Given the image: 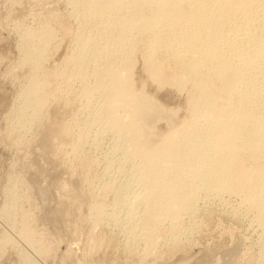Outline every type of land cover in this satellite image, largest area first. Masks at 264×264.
<instances>
[{
	"label": "rangeland",
	"instance_id": "1",
	"mask_svg": "<svg viewBox=\"0 0 264 264\" xmlns=\"http://www.w3.org/2000/svg\"><path fill=\"white\" fill-rule=\"evenodd\" d=\"M88 5L90 3L87 0H0V264H264V229L256 221V213L247 207L244 198L237 193L200 191L201 194H197L199 197L195 198L197 202L194 201L195 209L189 213H180V226L170 228V217L159 222L153 231L148 230V224L142 225L146 202L130 203L128 200L134 192L138 193L142 189L136 179L134 163L128 154L123 152L125 156L121 152V142L116 140L118 138L114 130L106 127L104 120L94 111L100 105V98L96 97L98 93L94 92V98L99 100L95 99L91 104L83 95L82 71L85 74L89 71L90 74L94 66L101 65V61L103 63L110 57L109 53L101 49L110 40L107 32L111 28H108L109 31L100 29L107 17L103 16L102 19L100 13H90ZM185 5L190 11L191 5L200 11L194 17L189 15L187 24L198 26L197 31L209 25L217 29L209 34H199L202 32L199 31L196 46L218 37L219 42L223 40L219 47L225 49L227 42L222 35L226 34H230V40L247 39L249 35L247 40L264 45V0L254 3L244 0H197L196 3L186 2ZM201 16L207 19H199ZM47 30L52 34L54 32L53 39L50 38L52 40L46 42L44 36L40 40L35 36L33 39L36 42L29 40V32L42 35L44 31L48 33ZM96 30H102L99 38L93 35L96 32L100 34ZM81 34H85V37L81 38ZM90 34L96 37L92 36L91 41L97 39L99 43H90L87 38ZM76 38L82 43L75 42ZM83 41L91 45L83 44ZM144 42L136 47L137 53L130 54V57L136 56L130 58V64L125 63L129 64V68L125 67L128 70L131 68L127 72L131 74L135 92L139 94L143 90L154 103L156 111L153 109V114H156L147 120L148 124L145 123L149 129L146 126V132L142 131L146 136L142 137L141 133V137L147 138L149 142L153 139L155 144L169 135L172 131L170 129L177 126L179 129L190 117L192 85L185 82L181 89L175 85L181 71L172 58H167L169 54L166 55L165 50L159 52L160 60L157 59L166 71L162 73L163 82L150 79L149 66L145 64L148 41ZM140 44H147L143 47L144 51ZM35 45L46 49L42 53L44 48L40 47L44 57L39 53L38 61L41 64L36 68L26 58L31 52L35 53L36 49L41 50L37 46L34 48ZM78 45L81 47L79 52L75 50ZM86 45L90 48H86ZM75 52L80 53L79 58L84 57L88 67L84 65L78 69L66 61L67 56ZM104 56H107L106 60ZM83 60L80 62L84 63ZM257 60L253 62V67L251 65L249 76L259 87L264 78L257 80L254 75L259 71V74L264 75V52ZM36 73L43 76L39 75L40 80L45 79L46 87L40 93L45 96L42 97L46 103L45 107H38V112L35 110L34 113V107L27 106V100L20 92L28 88L27 84H30ZM169 79L171 82L167 81ZM89 83L94 85L92 79ZM214 85L218 88L219 81H214ZM219 103L225 104L222 99ZM17 111L20 113L17 114ZM152 123H155L154 126ZM201 125L204 130L211 129L209 124ZM82 133L83 139L80 140ZM147 139L144 145L150 150L154 144H150ZM145 151L150 155L151 152ZM163 158L168 156L164 155ZM169 158L182 163L181 153H176L175 149ZM11 197L15 199L9 200ZM7 201L10 202L9 206L15 208L9 207ZM103 208L105 210L101 212ZM95 210H100L99 221L95 218ZM142 231L143 234L147 232L145 241L140 239Z\"/></svg>",
	"mask_w": 264,
	"mask_h": 264
},
{
	"label": "bare ground",
	"instance_id": "2",
	"mask_svg": "<svg viewBox=\"0 0 264 264\" xmlns=\"http://www.w3.org/2000/svg\"><path fill=\"white\" fill-rule=\"evenodd\" d=\"M87 1L90 3V5H88L87 7L89 8L90 13L95 11L96 15L97 13H100L101 18L103 16L107 17L104 19L105 21V23H103L104 26L102 25L100 29L105 31L108 30L109 27L111 28V31L108 30L109 32H107L108 38L111 40V42H109L110 40L107 38L109 40L108 44H105L106 45L105 47L101 46L103 52L106 51L107 53H109L110 57H108L107 59L106 58L107 56L106 57L104 56L105 60L106 59L107 60L104 61L103 63L99 59L101 61V65L94 66L93 67L94 70H92L90 74L88 73L89 71H87V74H85L86 73L85 71H84L85 73L82 71L83 75L81 74V81L82 83H84L83 95H85V97L87 98L88 103L91 104L95 101V99H97L94 98L95 97L94 92L98 93L96 97L98 96L100 100L97 99L96 101L99 100L98 102L100 105L98 106L97 109H94V111H96L98 117H100L101 120H104L106 127L110 129L112 128L114 130L118 138L116 140H119L121 142L120 145L122 148V149L120 148L122 150L121 152L128 154L127 156H129V158H131L134 163L135 166L134 168L136 173L134 172V170L133 172L135 173L138 184L141 185L142 189L138 193L134 192L132 197H130L128 200L130 201V203H133L134 201H136V203L138 201L146 202L147 207H145L146 209L144 208L143 211L144 213L142 216L143 217L142 225L146 226L148 224L149 225L148 230L153 231L154 228H156L159 225V222L164 221V219L170 217L168 218L171 220L170 224L172 223L170 228L177 227L179 225L178 222L180 221L179 219L180 213L181 212L189 213V211L192 212L195 209L194 208V204H196L194 203V201L196 200L195 198L199 197L197 195L198 192L200 193V191L206 190V193L207 191H213V192L215 191L217 193L218 191L219 192L225 191L227 193L231 192V194L237 193L241 195L242 198H244L247 207L252 209V211L256 213L257 215L256 221L264 229V81H261L258 87V85H255V83L252 82L254 80H251L250 78L251 76H249V73L251 72L250 69L251 65L253 67V62L257 60V58L260 55H262V53L264 52V45L259 44L260 43L259 40H258L259 42L258 44H256L257 42L255 43L253 41H250L251 39L247 40L249 35L247 39L244 38L243 40H230L231 37L230 34L225 33L227 36L229 35V37H227L226 35H222L224 36L223 38L226 39L227 42L225 43L227 44V47L224 45L225 49L219 47V43H222L223 40L219 42L218 37L215 39L214 38L210 39V41L208 40L207 43H202L203 45L201 46H196L198 44L196 37L198 36L199 31H202L199 32V34L202 33L209 34L217 31L214 25L206 26L204 29L197 31L198 26L193 27L192 25L187 24V22L189 21V15L191 17H194V14L196 15L200 14V11L195 10L194 5L190 6V8L192 9L190 11L189 8L186 7L185 3L187 2L188 4H192V3H196L197 0H87ZM203 1L204 0H201V2ZM244 1L248 3H254L257 0H244ZM98 9L100 11H98ZM198 18L207 19V18H203L202 16ZM98 19H100V17ZM40 30L41 32L43 31V29ZM102 30H96V31H100L98 32L100 34H96L97 32L95 34L93 33L92 34L97 35V37L101 36ZM26 33L27 32H25L24 34L26 35ZM43 33L42 35L39 34L36 35L29 32L28 33V35L30 34L29 40H31L32 42L33 41L36 42V39L35 40L33 39L35 36H38L39 40L40 37L44 36L43 39L46 42L53 39L52 35L54 34V32L52 34V32L49 30L48 33L45 32V35H43ZM92 34H90L91 35L90 37L87 36V38H89L90 43H93L94 45V42L96 41L97 43L98 41L97 39L93 40L94 42L91 41V37L93 36ZM251 34L253 35V33ZM84 35L85 34L83 35L81 34L82 37L81 36L80 37L83 38ZM24 38L27 39L26 36ZM144 40L148 41L147 47H145L147 44H144L145 46H141ZM77 41L79 43H82L76 38L75 42ZM146 41L144 43H146ZM39 43L37 44L39 45ZM86 43L84 42L83 44ZM96 43L95 46H97ZM139 43H141L140 46L142 48L145 47L146 51L148 52V54L146 55L144 54L146 56L144 57L146 58L145 61L146 66L147 64L149 66L150 79L152 78L153 80H156L158 82L159 81L163 82L162 79L164 78V74L162 73L164 72L166 73V71L161 64L162 62L161 63L158 62V60H160L158 58L159 57L158 55L159 52L161 53L162 50H165L166 55L169 54L167 58L168 57L169 59L172 58L173 61L175 62V65H177L176 67L179 68L181 71L180 74L177 76L178 81L177 84L175 85L180 89L182 88L181 86L184 85L185 82H189L192 85L191 89L193 96L190 98L192 113L190 117L186 119V122L182 124V126L179 129L178 126L170 129L172 130L171 132L169 131L170 134L166 135L163 139H161L160 142L157 141L155 143L156 146L154 144L155 141L152 142L153 139L150 140L151 142H149L148 139L146 138L150 144L153 143L155 146L152 147L151 145L150 150L147 147H145L144 143L146 142V139L144 138L142 139V137L146 136L145 128L148 127V125H146L147 127L145 126V123H147V120L156 114V113L153 114L154 111H156L154 109V103L151 101V98L148 95L147 96L145 95L143 90L140 91L139 94L135 92L131 74H129L130 72L129 73L127 72L131 68L128 70L125 67L130 64L129 63L130 60L132 61V59L130 58L131 57L134 58V56H136V55L134 56L131 55L130 57V54H134V52L137 53L136 50H138V48L136 49V47H138ZM26 44H28V42ZM113 44L116 46H114ZM75 45H77V43ZM88 45L91 44L88 43ZM88 45H86V48ZM26 46L29 47L28 45ZM36 46L37 45L33 47L35 48ZM40 47L38 48L41 49ZM77 47L75 49L76 51H78V49L81 48L79 47V45ZM42 48H44V46ZM88 48L90 47L88 46ZM45 50H46L45 48L43 49V51L42 49L40 51H37L36 49L35 53L34 51L31 52L29 50L31 52L30 55L28 54V56L26 55L27 57L26 56L25 57L28 60H31L30 62L32 67L37 66L41 62L40 60H39L40 62L38 61V59H40L38 55L41 51L43 53ZM78 52H75L74 55L73 53L72 55L69 54L70 56L69 57L67 56L66 61L68 60L70 65L74 64L75 66H77L76 68L79 69L84 65H86V63L83 60L84 57L82 58L78 57V55L80 54ZM42 53H40V56L42 55ZM81 54L83 53L81 52ZM42 56L44 57V55ZM125 56L128 57L125 58ZM81 59L84 61V63L80 62ZM86 62H88V60ZM127 62L129 64H125ZM28 64L30 65V63ZM86 67H88V64L86 65ZM80 70H76V71H80ZM254 72L255 71H253V73ZM259 73L260 71L257 72L256 75L253 74L254 78H256L257 80H259L260 78H264V75ZM39 75H37L36 73V75L33 77V80L30 81V84L29 83L27 84L28 88L23 92H20L22 93L20 95L23 96L25 100H27V106L32 108L34 107L33 112L35 110L36 111L39 110L37 109L38 107H45L44 104L46 103V100L44 99L45 96L42 94V96H44L42 97L41 96L42 92L40 93L42 88L44 86L46 87L45 85L46 83H45V79L40 80L38 78ZM40 77L43 78L42 75ZM73 78H74V74H73ZM91 79L94 81V85H92L93 83H89ZM167 81L171 82V79ZM214 81H219L218 88H216V86L214 85ZM257 82L259 83V81ZM47 83L49 82L47 81ZM51 84L48 86H51ZM254 85L257 87L255 88ZM185 86H184V90H185ZM50 92H52V90ZM220 99H222L225 102L224 105L219 103ZM234 99L237 102H235ZM29 109L32 111L31 108ZM18 113L20 112L17 111V114ZM154 118L153 121L155 122ZM203 123L209 124L211 129L207 131L201 128L202 127L201 124ZM30 124L32 125V121ZM152 124L154 126L155 123ZM23 127L24 126H22V129ZM83 129H85V127ZM142 131L145 132L143 133ZM155 131L156 130H154L153 132ZM206 132L207 134L204 135L203 133ZM141 133H143L142 137H141ZM83 135L84 133L80 135L81 138L80 140L83 139L82 138ZM150 136L147 137L151 139ZM154 136H156V134L153 135V138ZM145 149L151 152L150 155L146 154ZM173 149H175L176 153H181V162H182L181 164H179L178 161H172V160H176L175 158H172V160L171 158H169L170 153L172 152ZM75 153H76V149H75ZM161 153L168 156V158L166 159L163 158L164 155L161 156L160 155ZM7 190H9V188ZM7 190L5 191L6 193ZM10 191L11 190H9V192ZM6 197L8 198L9 196L6 195ZM12 198L13 197L9 198V200ZM12 200L10 202H12ZM7 202L9 206L10 202L9 201ZM10 206L13 207L12 205ZM131 206L133 207V205ZM104 210L105 208H103L101 212H103ZM95 211H96V214L94 213L95 218L96 220L99 221L101 219L100 217H98L100 214V210H95ZM149 234L153 235L152 232H150ZM174 237L176 239V236ZM140 239H143L144 241L147 240V232L144 231V234L141 235ZM28 245H30V243Z\"/></svg>",
	"mask_w": 264,
	"mask_h": 264
}]
</instances>
